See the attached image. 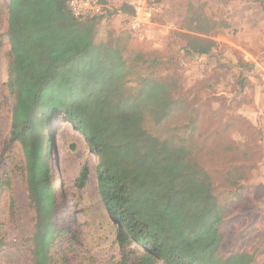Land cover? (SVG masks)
<instances>
[{
  "label": "rangeland",
  "instance_id": "rangeland-1",
  "mask_svg": "<svg viewBox=\"0 0 264 264\" xmlns=\"http://www.w3.org/2000/svg\"><path fill=\"white\" fill-rule=\"evenodd\" d=\"M154 1V15L138 30L129 26V4L111 6L108 18L95 24L94 40L102 45L95 47L90 61L98 73L111 76L96 114L112 137L125 141L112 154L158 186L156 213L180 223L175 240L199 241L216 250L215 264H264V0ZM6 30L7 0H0V264H32L34 213L19 144L5 153L6 159L2 155L11 118ZM204 40L213 44L200 54ZM123 68L130 69L125 77L132 80L111 90ZM166 94L173 108L156 122L143 105L153 95L166 100ZM137 131L147 137L137 134L133 139ZM151 135L186 148L159 153L147 140ZM49 137V178L59 230L52 248L56 260L130 264L140 252L134 243L121 248L116 242L115 226L97 190L99 157L82 132L60 115L52 119ZM121 151L127 156L121 157ZM82 164L89 174L78 187ZM4 172L10 185L1 179ZM207 203L223 211L214 234L204 216Z\"/></svg>",
  "mask_w": 264,
  "mask_h": 264
},
{
  "label": "trees",
  "instance_id": "trees-1",
  "mask_svg": "<svg viewBox=\"0 0 264 264\" xmlns=\"http://www.w3.org/2000/svg\"><path fill=\"white\" fill-rule=\"evenodd\" d=\"M109 12L107 9L105 15L79 19L68 11L67 0H7L5 35L9 57L5 84L11 98V118L2 155L10 153L15 142L19 144L25 188L34 213L30 235L32 264H59L52 252L59 230L54 217L57 201L49 178V128L56 115L78 128L86 145L100 159L96 166L97 190L115 226L116 242L121 248L134 243L140 252L130 264H157L159 261L162 264H215L216 250L200 245L199 241L175 240L180 223L156 213L158 186L112 154L117 149L122 150L125 141L112 137L96 114L97 106L108 92L106 78L111 76L104 70L98 73L95 62L90 61L95 47L102 45L94 40L95 24L97 20L108 18ZM204 41L205 45L199 47L200 54L209 52L213 44L212 40ZM190 46L196 48L191 43ZM88 52L90 55L86 57ZM126 74H130V69H124L111 83V90L116 86L122 89L132 80L125 77ZM146 102L143 106L148 107L156 122L167 118L173 108L167 94L166 100L153 95ZM137 134L147 137L146 132L137 131L133 139ZM147 140L159 153L186 148L153 135ZM126 156L121 151V157ZM88 174L87 165L82 164L76 179L78 187L84 186ZM1 179L10 185L8 173H2ZM199 184L196 183L197 190ZM200 191L207 193L209 189ZM196 192L200 196L201 193ZM222 212L215 203L204 205L210 234L218 231Z\"/></svg>",
  "mask_w": 264,
  "mask_h": 264
},
{
  "label": "built area",
  "instance_id": "built-area-1",
  "mask_svg": "<svg viewBox=\"0 0 264 264\" xmlns=\"http://www.w3.org/2000/svg\"><path fill=\"white\" fill-rule=\"evenodd\" d=\"M131 8L129 26L132 30H138L150 22L156 4L154 0H134ZM67 9L73 17L84 19L105 15L107 7L102 0H67Z\"/></svg>",
  "mask_w": 264,
  "mask_h": 264
},
{
  "label": "crops",
  "instance_id": "crops-1",
  "mask_svg": "<svg viewBox=\"0 0 264 264\" xmlns=\"http://www.w3.org/2000/svg\"><path fill=\"white\" fill-rule=\"evenodd\" d=\"M134 0H103L104 4L106 5L108 10H111V6L114 7H119L121 6H126L127 4H129V6H131V4L133 3ZM120 13L126 14V12L119 10Z\"/></svg>",
  "mask_w": 264,
  "mask_h": 264
}]
</instances>
